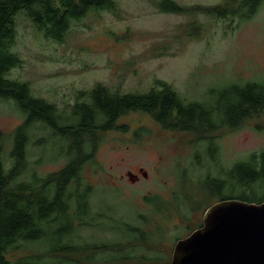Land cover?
<instances>
[{
	"label": "rangeland",
	"instance_id": "374dc122",
	"mask_svg": "<svg viewBox=\"0 0 264 264\" xmlns=\"http://www.w3.org/2000/svg\"><path fill=\"white\" fill-rule=\"evenodd\" d=\"M114 1V9L89 10L71 20L60 41L20 11L11 49L21 62L8 76L28 83L33 96L62 110L98 83L126 93L145 92L161 80L186 100L206 97L210 102L206 92L212 86L264 81V0L245 18L236 13L210 16L205 9L236 7L232 0H174L185 8L178 13L161 11L159 0ZM22 118L12 102L0 100L7 167L10 133ZM198 132L215 143L213 156L205 152L209 142L196 133L168 129L139 108L123 113L114 129L101 134L93 159L83 166V177L93 188L88 199L95 219L71 237L87 251L59 257L73 264H167L176 239L194 229L204 210L218 201L203 184L206 170L215 174L217 161L222 170L264 147V106L235 127ZM30 151L41 175L66 162L64 157L35 162L38 150ZM46 151L43 158L52 157ZM127 172L139 173L140 179L130 182ZM126 225L144 236H131ZM41 243L21 244L7 257L42 251Z\"/></svg>",
	"mask_w": 264,
	"mask_h": 264
},
{
	"label": "trees",
	"instance_id": "16d2710c",
	"mask_svg": "<svg viewBox=\"0 0 264 264\" xmlns=\"http://www.w3.org/2000/svg\"><path fill=\"white\" fill-rule=\"evenodd\" d=\"M232 1L236 7L226 4L205 9L210 16L236 13L245 18L252 15L260 2ZM157 6L163 12L185 10L174 0H159ZM114 8V0H0V100L12 102L23 116L10 133L8 167L2 152L4 133L0 130V264H73L59 255L87 251L73 244L71 237L76 229L95 219L88 199L93 188L83 177V166L93 159L101 134L114 129L117 119L126 111L139 108L168 129L196 133L201 141L209 142L205 152L213 156L215 143L199 130L212 132L224 126L235 127L264 106V81H233L212 86L206 92L213 98L209 102L206 97L186 100L170 83L156 80L145 92L126 93L98 83L90 91L80 92L75 102L62 110L44 98L33 96L28 83L8 76L21 62L11 49L20 11H25L46 36L60 41L71 20L85 16L89 10ZM30 147L38 150L35 162L60 157L66 162L61 169L41 175L38 167L32 166ZM57 147L60 150L53 154ZM45 150L52 157L44 159ZM216 166L215 174L206 170L203 184L218 200L264 202V147L228 168L221 170L223 166L218 161ZM197 226L198 223L194 227ZM126 228L135 238L144 236L137 227L126 225ZM38 241L44 246L42 251L14 259L7 257L19 245Z\"/></svg>",
	"mask_w": 264,
	"mask_h": 264
},
{
	"label": "water",
	"instance_id": "95a60500",
	"mask_svg": "<svg viewBox=\"0 0 264 264\" xmlns=\"http://www.w3.org/2000/svg\"><path fill=\"white\" fill-rule=\"evenodd\" d=\"M139 172L146 177L143 168ZM127 177L135 181L132 172ZM253 227H264V202L215 201L204 210L201 226L176 240L169 264H264V246L256 244Z\"/></svg>",
	"mask_w": 264,
	"mask_h": 264
},
{
	"label": "bare ground",
	"instance_id": "6f19581e",
	"mask_svg": "<svg viewBox=\"0 0 264 264\" xmlns=\"http://www.w3.org/2000/svg\"><path fill=\"white\" fill-rule=\"evenodd\" d=\"M253 225H255L254 223H253ZM242 228V227H241ZM247 230V228L246 229H244V232ZM253 230L255 231V233H253ZM251 233H253V237H255V239H256V244L259 246V247H261V245L262 246H264V227H253V229H251ZM248 236H250V234H248L247 236H246V239L248 238ZM234 237V236H233ZM229 238H231L232 239V236H230ZM245 239V240H246ZM241 249V248H240Z\"/></svg>",
	"mask_w": 264,
	"mask_h": 264
},
{
	"label": "flooded vegetation",
	"instance_id": "af4514ba",
	"mask_svg": "<svg viewBox=\"0 0 264 264\" xmlns=\"http://www.w3.org/2000/svg\"><path fill=\"white\" fill-rule=\"evenodd\" d=\"M140 169V168H139ZM139 169H138V171H139ZM140 174H141V172H139ZM139 173H133L134 175H135V181L134 182H137L139 179H140V174ZM142 175V174H141ZM143 176V175H142ZM144 177V176H143ZM146 177H147V174H146ZM146 177H144V178H146ZM202 216H203V213H202ZM199 226L202 224V217L200 218V221H199ZM198 227V226H197ZM196 229V228H195ZM190 232V231H189ZM188 232V233H189ZM187 233V234H188ZM182 238V237H181Z\"/></svg>",
	"mask_w": 264,
	"mask_h": 264
}]
</instances>
